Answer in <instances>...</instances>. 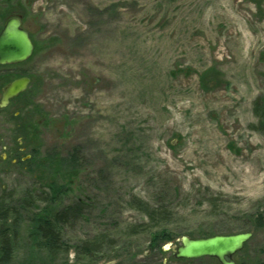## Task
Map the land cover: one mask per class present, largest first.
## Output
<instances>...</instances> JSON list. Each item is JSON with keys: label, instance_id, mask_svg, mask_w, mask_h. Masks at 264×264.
Segmentation results:
<instances>
[{"label": "rangeland", "instance_id": "obj_1", "mask_svg": "<svg viewBox=\"0 0 264 264\" xmlns=\"http://www.w3.org/2000/svg\"><path fill=\"white\" fill-rule=\"evenodd\" d=\"M7 2L5 17L21 13L35 52L5 67L31 83L0 110V194L18 199L37 186L39 171L27 170L35 144L80 149L76 191L90 209L65 239L113 237L94 254L105 258L72 248L56 264L116 263L117 253L120 264H218L174 258V248L182 235L250 230L235 258L264 264V127L254 112L264 97V0ZM134 198L169 207L171 248L132 233L147 221ZM27 232L25 221L11 264L24 259Z\"/></svg>", "mask_w": 264, "mask_h": 264}, {"label": "trees", "instance_id": "obj_2", "mask_svg": "<svg viewBox=\"0 0 264 264\" xmlns=\"http://www.w3.org/2000/svg\"><path fill=\"white\" fill-rule=\"evenodd\" d=\"M12 3V0H9L7 5ZM11 79L10 73L5 72V82L8 83ZM215 79H219L218 74ZM254 112L258 118L257 128L264 127V97L259 96L254 100ZM36 136L37 134L30 138ZM36 145L33 147L32 158L28 159L30 167L27 170L39 171L35 179L37 186L25 190L23 196L18 199L13 193L6 191L0 194V264L13 263L15 239L25 221L28 234L24 244V259L20 264H56L58 257L68 258L72 248L76 253L86 254L94 261L102 259L104 256L94 254L103 252L106 243L113 242L110 235L99 233L77 244H70L65 239L66 230L79 220L85 219L90 209L89 201L77 196L76 191L77 179L83 166L80 149L75 148L63 154L55 149L41 151ZM130 202L147 216V221L132 226V233L149 231L150 246L163 251V244L173 239L168 229L173 216L169 207L152 206L138 198L131 199ZM200 236L208 235L200 233ZM110 257L117 259L115 264L123 263L124 257L126 258L119 253ZM173 257L176 258L174 255ZM212 259L220 264L216 258Z\"/></svg>", "mask_w": 264, "mask_h": 264}, {"label": "water", "instance_id": "obj_3", "mask_svg": "<svg viewBox=\"0 0 264 264\" xmlns=\"http://www.w3.org/2000/svg\"><path fill=\"white\" fill-rule=\"evenodd\" d=\"M35 52V43L30 32L22 24V16L7 19L0 31V64H16L28 60ZM31 78L27 75L13 79L5 87L0 100V107L5 108L10 101L28 90ZM253 232L244 231L232 234H215L207 237H190L182 235L181 244L174 248L176 258L214 257L220 264H238L234 255L243 249ZM173 242L164 245L172 247ZM115 260L99 264H114Z\"/></svg>", "mask_w": 264, "mask_h": 264}, {"label": "flooded vegetation", "instance_id": "obj_4", "mask_svg": "<svg viewBox=\"0 0 264 264\" xmlns=\"http://www.w3.org/2000/svg\"><path fill=\"white\" fill-rule=\"evenodd\" d=\"M5 6H6V2H5ZM16 15H21V13H19L18 11H12L8 17H5V7L3 6V3H1V7H0V31L3 29V27L5 26L6 24V21L8 18L12 17V16H16ZM22 16V15H21ZM22 24H23V21H22ZM24 26V25H23ZM28 30V29H27ZM29 31V30H28ZM30 32V31H29ZM31 34V33H30ZM32 37V35H31ZM33 39V38H32ZM34 41V40H33ZM12 65V64H11ZM5 67L6 65L4 64H0V91H2V94H3V91L5 89V87L7 86L8 83H10L13 79L17 78V77H20V76H16V77H13L8 83L5 82ZM21 76H24V75H21ZM28 76V75H27ZM30 77V76H29ZM31 78V77H30ZM2 96V95H1ZM18 97V96H17ZM1 100V98H0ZM15 100V98H13L9 105ZM8 105V106H9ZM7 106V107H8ZM5 107V108H7ZM3 108V109H5ZM0 110L1 107H0ZM234 258H235V255H234ZM236 260V258H235ZM237 261V260H236ZM238 263V262H237Z\"/></svg>", "mask_w": 264, "mask_h": 264}]
</instances>
